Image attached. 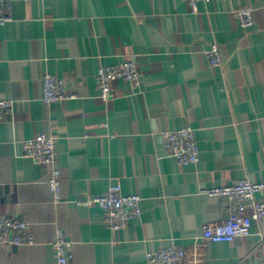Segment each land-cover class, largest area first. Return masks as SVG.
<instances>
[{
    "label": "crops",
    "instance_id": "crops-1",
    "mask_svg": "<svg viewBox=\"0 0 264 264\" xmlns=\"http://www.w3.org/2000/svg\"><path fill=\"white\" fill-rule=\"evenodd\" d=\"M0 25V217L28 222L31 245L0 244V264H57V230L71 242L67 264H146L160 245L186 251L182 264L264 260V219L231 242L205 240L206 227L230 215L225 195L208 190L264 180V0H10ZM253 9L242 27L239 7ZM217 43L222 63L212 67ZM135 58L138 84L118 79L101 97L100 65ZM51 74L75 96L46 103ZM195 130L200 159L182 165L165 131ZM56 139L61 197L50 165L23 156L22 141ZM115 182L141 196L142 214L112 230L97 204L81 201ZM258 198L264 194L257 193Z\"/></svg>",
    "mask_w": 264,
    "mask_h": 264
},
{
    "label": "built area",
    "instance_id": "built-area-1",
    "mask_svg": "<svg viewBox=\"0 0 264 264\" xmlns=\"http://www.w3.org/2000/svg\"><path fill=\"white\" fill-rule=\"evenodd\" d=\"M196 9L200 1L186 0ZM11 1L0 0V25L9 22L11 16ZM235 15L242 27H252L255 23L254 11L249 6L239 7ZM212 67L222 63L220 49L217 43H212L207 51ZM141 70L138 60L130 58L120 65H100L96 74L97 85L101 97L109 99L113 82L118 79L138 84ZM68 90L65 82L49 73L43 79V99L46 103L74 97ZM12 102L0 99V121L4 114L10 110ZM164 145L167 152L176 157L182 165L195 164L200 159V149L196 139L195 130L184 126L177 130L165 131ZM23 156L31 158L35 163L50 165L51 174L48 186L56 201L61 197V170L55 165L56 139L47 132L40 131L33 138L22 141ZM210 194L225 195L229 201L230 215L227 220L213 226L206 227L202 233L205 240L213 242H231L238 236H247L251 232L254 220L264 219V197L258 198L257 193L264 194V180L253 181L243 179L233 185H225L208 190ZM83 205L97 204L104 212L106 222L112 230L125 228L128 222L142 214L141 196L138 193L127 194L122 184L115 182L108 190L98 196L81 201ZM35 242L27 221L23 218L9 214L0 217V244L7 246L31 245ZM57 255V264H67L72 258L71 242L66 238L62 229L57 230L53 243ZM186 251L174 245H160L157 249L149 251L146 255V264H182L186 259ZM252 264H264L259 260Z\"/></svg>",
    "mask_w": 264,
    "mask_h": 264
}]
</instances>
